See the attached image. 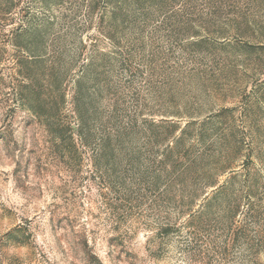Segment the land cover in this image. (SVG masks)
<instances>
[{
  "label": "rangeland",
  "instance_id": "374dc122",
  "mask_svg": "<svg viewBox=\"0 0 264 264\" xmlns=\"http://www.w3.org/2000/svg\"><path fill=\"white\" fill-rule=\"evenodd\" d=\"M0 264H264V0H0Z\"/></svg>",
  "mask_w": 264,
  "mask_h": 264
},
{
  "label": "trees",
  "instance_id": "16d2710c",
  "mask_svg": "<svg viewBox=\"0 0 264 264\" xmlns=\"http://www.w3.org/2000/svg\"><path fill=\"white\" fill-rule=\"evenodd\" d=\"M31 93L32 91L29 92V94ZM31 95L34 96L31 98H27L28 96H23L21 98L26 99L27 102L25 101L24 103L28 105L34 111V113L37 114L39 120L49 128L50 133L56 139V146H58L57 138H59L64 131H72L73 128L70 124H63L64 127H61L60 125L55 126V121L57 120H55V117H51L52 112H50V110L47 108L46 101L43 99L42 94L40 92H36Z\"/></svg>",
  "mask_w": 264,
  "mask_h": 264
}]
</instances>
